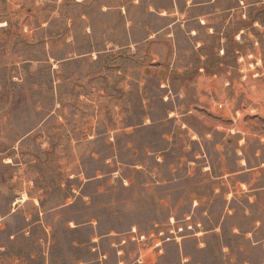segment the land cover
<instances>
[{"label":"rangeland","instance_id":"1","mask_svg":"<svg viewBox=\"0 0 264 264\" xmlns=\"http://www.w3.org/2000/svg\"><path fill=\"white\" fill-rule=\"evenodd\" d=\"M187 1L0 0V264H264V0Z\"/></svg>","mask_w":264,"mask_h":264},{"label":"crops","instance_id":"2","mask_svg":"<svg viewBox=\"0 0 264 264\" xmlns=\"http://www.w3.org/2000/svg\"><path fill=\"white\" fill-rule=\"evenodd\" d=\"M188 1H190V0H188ZM188 1H187V2H188ZM207 3H208V5H213V4L215 3V0H210V1H208ZM240 3L243 5L244 2H243L242 0H240ZM195 5H197V4H195ZM217 10H218V8H217ZM177 20H179V19H177ZM203 21H204V20H203Z\"/></svg>","mask_w":264,"mask_h":264},{"label":"built area","instance_id":"3","mask_svg":"<svg viewBox=\"0 0 264 264\" xmlns=\"http://www.w3.org/2000/svg\"><path fill=\"white\" fill-rule=\"evenodd\" d=\"M223 106H224L223 103H219V104H218V107H219V108H222Z\"/></svg>","mask_w":264,"mask_h":264}]
</instances>
